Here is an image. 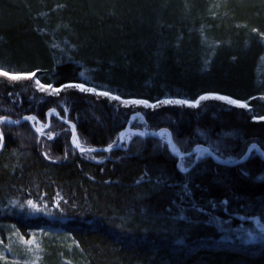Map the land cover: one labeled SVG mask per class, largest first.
I'll use <instances>...</instances> for the list:
<instances>
[{"label":"trees","instance_id":"1","mask_svg":"<svg viewBox=\"0 0 264 264\" xmlns=\"http://www.w3.org/2000/svg\"><path fill=\"white\" fill-rule=\"evenodd\" d=\"M262 67L264 0H0V69L6 72L45 70L38 80L43 85L123 86L151 102L194 100L206 92L245 101L246 106L210 99L197 108H142L148 123L167 125L173 135L194 137L203 130L222 143L213 148L221 156L244 154L254 141L264 150ZM11 80L19 92L20 86L31 91L35 82ZM8 89L0 77L4 103L19 93ZM59 94L71 100L70 118L82 117L80 138L93 146L111 141L117 124L99 98L74 86ZM11 105H2L0 114ZM148 141L133 146L129 156L116 150L94 162L67 153L66 164H55L6 138L12 148L0 154L1 227H15L21 236L48 230L38 226L39 219L20 218L17 206L30 198L82 211L60 226L57 243H40L42 264H264V241L207 244L222 232L233 237L246 228L241 222L264 226V160L254 152L226 166L205 156L183 172L174 156ZM54 145L65 156L67 145ZM53 186L60 197L39 192ZM26 189L33 198L23 194ZM233 207L239 214L231 222L225 216ZM6 251L2 246V256Z\"/></svg>","mask_w":264,"mask_h":264},{"label":"bare ground","instance_id":"2","mask_svg":"<svg viewBox=\"0 0 264 264\" xmlns=\"http://www.w3.org/2000/svg\"><path fill=\"white\" fill-rule=\"evenodd\" d=\"M68 63H73L71 60ZM73 67V65H72ZM71 67V68H72ZM6 71L0 69V77L5 78L8 80L9 83V91H18L19 86L15 84L11 79L13 77H20L23 81L26 78H32L35 82L39 79L45 77L46 74L45 70H40L41 74L39 73V70L35 73H11L7 72L8 75L5 76L3 73ZM87 73V71L85 72ZM54 75L56 73H53ZM55 77V76H54ZM25 81V80H24ZM33 82V84H30V90L20 86V90L18 91L16 97L13 98L14 102L10 106V109L14 111L15 116L7 115L6 118L4 115H0V154H4L7 152V150H10L12 146L9 143L6 147V138H11L14 140L15 145L18 143L20 147L23 149L29 148V150H33V152L39 154L40 156H43L47 161L50 163L55 164H66L69 158V154L67 153H73L72 155L81 154L85 155L92 159L94 162H101L103 160V157L101 155L106 154L110 155L114 151H120L121 153H126L125 156L130 155L131 148L133 146H136L140 143V141L143 140H150L148 142L158 143V147L156 148L158 151H163L166 154H170L171 156H174L178 160V166L182 168V160L185 159L187 156H193L197 154V152H193L195 147H200V145H204L206 147L210 146L199 143L194 145V147L189 152H183L180 155V150L178 149V144H175V136H172V131L169 126H163L160 128H156L152 126V122H147L145 120V117H143L144 113L142 111L143 106L142 105H127L123 102H126L131 99L136 100H147L144 96H138L132 94V92L126 90V88H123V86H120L118 88L111 86L110 84H103L100 83L98 86H92V85H86V89H80L78 86L82 83H71L67 84L63 87V89L66 86H74L75 88L79 89L80 91H89L90 94L94 95V97L99 98V103H103L106 110L109 111V113L112 115L113 119L116 121L117 128L113 131V133L110 135L109 138H112L111 141L108 144H101V143H93L91 145L89 142L85 141L83 138H80L79 132L80 129L78 127L79 120H82L81 115H76L78 118L77 120H74L70 118V113L73 111V106L71 104V100L66 96L60 94L56 98V96L47 95V92L41 91L38 84ZM46 86H53V88H59L60 86H55L52 84H47ZM62 89V90H63ZM30 91V92H29ZM130 92V93H129ZM219 94H224L220 92H216ZM1 95V94H0ZM226 95V94H225ZM229 96V95H228ZM11 97V95H10ZM19 99L17 100V98ZM22 97V98H21ZM25 97V100L23 99ZM200 97V96H199ZM4 97H1L0 102L4 103L5 100ZM44 101H43V100ZM51 99V101H45ZM94 99V98H93ZM186 99V98H181ZM198 99V98H197ZM166 100V99H162ZM157 100L156 102L162 101ZM189 100V99H187ZM196 100V99H194ZM95 101H98L95 99ZM219 101V100H217ZM223 102V101H221ZM0 103V109L2 108V105ZM228 105L227 102H223ZM39 104V105H38ZM62 106H59V105ZM165 105L169 106H185V107H191V108H197L194 106L189 105H183V104H176V103H167ZM235 105V104H234ZM64 108V110L62 109ZM43 110V112H42ZM75 116V115H74ZM30 117H34V119H30ZM140 122V123H139ZM139 123V124H138ZM119 124H122L119 127ZM151 124V125H150ZM119 127V128H118ZM122 127V128H121ZM37 128H42V132H37ZM171 131V132H170ZM169 134H166L168 133ZM172 133V134H171ZM194 138H202L201 135L206 138L207 135H205V132L203 130L198 129L194 132ZM201 134V135H200ZM166 135V136H165ZM164 138V144L162 143V139ZM83 139V140H82ZM131 139V140H130ZM61 142V145H67L65 146V156H61L56 154V146L54 145L55 142ZM73 141H77L80 145V148L84 149V152L81 153L80 149L76 147V144L73 143ZM92 142V141H91ZM191 142V140H190ZM198 143V142H197ZM257 142H252V144ZM258 144V143H257ZM60 145V143H59ZM109 145H112L111 148H109ZM179 145H181L179 143ZM217 147H221L222 143L217 141L215 144ZM161 147V148H159ZM249 147V146H248ZM248 149V148H247ZM213 153L217 156H219L213 149H211ZM247 151V150H246ZM193 152V153H192ZM206 152L205 156H210V154ZM256 152V150H252L250 155L252 153ZM47 153V156L44 154ZM5 154H8L5 153ZM258 154V153H257ZM202 157V158H203ZM212 157V156H211ZM213 158V157H212ZM219 161H216L217 163L221 165H237L240 163H243L244 161H239V159H229L227 156H219ZM262 160H264L263 157H261ZM235 162V163H233ZM191 167V166H190ZM188 167L185 166V169ZM183 170V169H182ZM181 170V171H182ZM56 186H53L50 192V188L43 187L39 192H45L47 194H53L55 196L60 197V189H56ZM24 195H29L31 198H33L34 194L33 191L30 189H26ZM185 193L180 192L179 196L181 199H183ZM48 196H42L41 199L46 200ZM62 199V198H61ZM30 198L26 199V203L23 205L17 206L18 212L20 214V218L25 219L27 222L28 217L29 218H36L39 219L38 226H48V230H38V231H28L25 236H34L33 238L40 241L42 244L43 242H48L49 244H55L59 241V236L62 234V230L60 229V226H68L69 221L74 220V218L79 217L82 213L80 208L74 207L71 209L70 212L69 208L63 206L61 208H54L50 207L47 204H37V201H33V204H29ZM47 201H50V199H47ZM177 202L172 203V205H176ZM182 204V202H181ZM172 207V206H170ZM169 208V206H167ZM233 209V214L226 217V220L230 219L232 222L233 219H231L233 216H237L239 214V210H237L235 207ZM2 218V217H0ZM3 219V218H2ZM29 221L32 219H28ZM256 223V222H255ZM46 224V225H45ZM5 226V225H0ZM16 226V225H14ZM51 226H57V228H52ZM221 226V225H220ZM241 227H250L251 229L246 228H240V230H235V234L233 237L232 234H224L222 232L221 234L217 235V238L214 239L212 242L214 243H207L208 245L212 244L213 246L221 245L223 243L227 244L230 243L228 240H232L233 242H239L243 241L246 242H259V241H252L247 239H244V233L243 229H246L248 232H253L254 226L253 223H248L247 225L244 223H240ZM2 232H6L10 236V243L8 244L9 247H7L6 256L3 258H16V261L10 262L6 260H3V264H42L41 258L43 255V252H41L40 247L35 250L34 249V243L30 244H22V236L20 235L19 231L15 229V227H11L9 229H5V227H1ZM245 230V235L247 231ZM234 232V231H233ZM231 237V238H230ZM69 241H74V238L72 234H69L68 236ZM230 238V239H229ZM246 241V242H245ZM0 242L1 236H0ZM222 242V243H221ZM221 243V244H219ZM206 245V246H208ZM37 247L39 245H36ZM19 256H25L28 259L23 261ZM21 260V261H18Z\"/></svg>","mask_w":264,"mask_h":264},{"label":"rangeland","instance_id":"3","mask_svg":"<svg viewBox=\"0 0 264 264\" xmlns=\"http://www.w3.org/2000/svg\"><path fill=\"white\" fill-rule=\"evenodd\" d=\"M263 65V63H261ZM264 68V67H262ZM39 86V85H38ZM46 85H40L39 87H44ZM64 87V86H63ZM63 87H59V88H52V91L53 92H56L58 89H63ZM80 89H86V86H84L83 84H80L78 86ZM44 92H47L46 94L49 96V95H52V96H56V98L58 96H60L59 93H56V94H52L51 93V90H46ZM198 98V99H197ZM196 100H187V99H181V98H171V97H167V98H164L166 100H162L160 102H151V101H147V100H136V99H131V100H128L126 102H123L124 104H127V105H142L143 107H150V108H158V107H161V106H168V105H165L167 103H176V104H183V105H188L186 103H184L185 101H189V102H198L199 103V106H202L203 103L207 100H219V101H223V102H227L229 103L228 101H235V105H242V106H246L247 103L243 100H238V99H235L231 96H228V95H225V94H219V93H216V92H206L202 95H200V97H197ZM13 100L11 101H5V103L3 104V107L7 106V105H10L12 104ZM231 104V103H229ZM59 106H62L61 104ZM199 106H194V107H199ZM64 110V108H62ZM2 110V109H0ZM14 113L13 110L11 109H7L4 111L3 114H0V115H4V117L6 118V116L8 115H12ZM140 123V122H139ZM138 123V124H139ZM167 134V133H166ZM172 134V133H171ZM201 135V134H200ZM166 136V135H165ZM173 136V134H172ZM175 136V144H178V149L180 150V152H189L193 147L194 145L196 144H199V142L197 143L196 141V138H194L193 136H187V135H174ZM173 136V137H174ZM203 141H207V145L211 147V149L215 148L216 150L217 147H216V143H217V140L216 139H210L209 136L207 135L206 138H204L202 135H201ZM164 138L162 139V143L164 144ZM131 140V139H130ZM191 140V142H190ZM179 143L181 145H179ZM202 143V142H201ZM206 144V143H204ZM165 145V144H164ZM259 145V144H258ZM158 143L155 144V149L158 147ZM260 146V145H259ZM153 147V146H152ZM151 147V148H152ZM261 147V146H260ZM161 148V147H159ZM214 150V149H213ZM257 153V152H256ZM245 154V153H244ZM244 154H241L239 156H228L229 159H239L241 158L242 156H244ZM204 155H206V152H205V149H200L198 150L197 154L193 156H187L185 159L182 160V168H180L179 166V169L182 170L183 172L184 171H187L190 166L192 167L198 160H200ZM221 156V155H219ZM218 156V157H219ZM106 157V156H105ZM107 158V157H106ZM185 166L188 167L187 169H185ZM237 230H240V229H237ZM245 230L246 229H243V233H244V239H249V240H252V241H259V240H264V226L261 225L260 223H255V226H254V231L253 232H248L247 230V233L245 235ZM249 233L252 234V236L255 237V239H252L250 236H249ZM3 232L0 234L1 236V241H2V244L0 245V260H8L10 262H14L16 261V258H3L5 256H2V253H1V249H2V246H5L6 247V250H7V247H9V243H10V236L9 235H3ZM34 236H23L22 235V244H27V243H34V249L37 250L39 247H40V241L36 240L33 238ZM46 242H43V244H45ZM36 245H39L38 247ZM7 252V251H6ZM21 258V260L25 261L27 260L28 258L25 257V256H19ZM6 260V261H7ZM21 260H18V261H21ZM22 262V261H21Z\"/></svg>","mask_w":264,"mask_h":264},{"label":"snow or ice","instance_id":"4","mask_svg":"<svg viewBox=\"0 0 264 264\" xmlns=\"http://www.w3.org/2000/svg\"><path fill=\"white\" fill-rule=\"evenodd\" d=\"M3 75L7 76L8 73L5 72V73H3ZM13 79H20V77H18V76H17V77H13ZM36 83H37L39 86H40V85H43V84H41L40 81H37ZM52 88H53V86H44V87H40V90H41V91L51 90V93H52V94L60 93L61 90H62V89H58L56 92H53V91H52ZM228 102L231 103V104H233V105L235 104V101H231V100H230V101H228ZM184 103L188 104L189 106H199V103H198V102H189V101H185ZM241 106H242V105H241ZM30 119H34V117H30ZM36 131H37V132H42L43 129H42V128H37ZM73 143L76 144V147L80 149V152H81V153L84 152V149H83V148H80V145H79V143H78L77 141H73ZM111 147H112V145H109V148H111ZM44 155L47 156V153H45ZM28 203H29V204H33V201H29ZM58 206H59V205H58ZM249 236H250L252 239H255V237L252 236L251 233H249Z\"/></svg>","mask_w":264,"mask_h":264},{"label":"water","instance_id":"5","mask_svg":"<svg viewBox=\"0 0 264 264\" xmlns=\"http://www.w3.org/2000/svg\"><path fill=\"white\" fill-rule=\"evenodd\" d=\"M170 132H171V131H170ZM168 133H169V132H168ZM198 148H204V149L210 154V156L213 157L214 160L220 162V159L218 158V156L215 155V154L213 153V151H212L209 147H206V146H204V145H200V147H195L194 150H193V152L195 153V152L197 151ZM252 150H256V152L258 153V155H259L260 157H263V158H264V150H263V149H262L257 143H254V144H252V145H250V146L248 147V149H247V151L245 152L244 156H242V157L240 158L239 161L241 162V161L247 160V159L249 158L250 153H251ZM193 152H192V153H193ZM180 155H181V154H180ZM181 156H182V155H181ZM233 163H235V162H233Z\"/></svg>","mask_w":264,"mask_h":264}]
</instances>
